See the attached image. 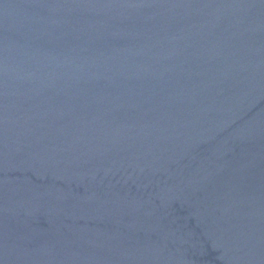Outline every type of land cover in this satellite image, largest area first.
Masks as SVG:
<instances>
[{"label":"water","instance_id":"95a60500","mask_svg":"<svg viewBox=\"0 0 264 264\" xmlns=\"http://www.w3.org/2000/svg\"><path fill=\"white\" fill-rule=\"evenodd\" d=\"M0 264H264V0H0Z\"/></svg>","mask_w":264,"mask_h":264}]
</instances>
